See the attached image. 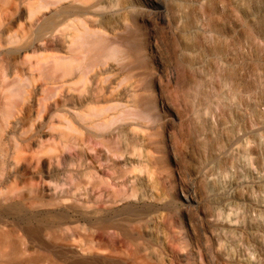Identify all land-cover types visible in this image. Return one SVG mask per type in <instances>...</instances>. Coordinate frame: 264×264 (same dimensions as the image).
Returning <instances> with one entry per match:
<instances>
[{"label":"rangeland","instance_id":"obj_1","mask_svg":"<svg viewBox=\"0 0 264 264\" xmlns=\"http://www.w3.org/2000/svg\"><path fill=\"white\" fill-rule=\"evenodd\" d=\"M5 78L29 103L9 145L59 147L55 176L78 165L89 208L137 217L140 240L109 230L80 259L264 264V0H0ZM67 249L38 263L72 264Z\"/></svg>","mask_w":264,"mask_h":264},{"label":"bare ground","instance_id":"obj_2","mask_svg":"<svg viewBox=\"0 0 264 264\" xmlns=\"http://www.w3.org/2000/svg\"><path fill=\"white\" fill-rule=\"evenodd\" d=\"M7 81L6 78L0 81V99L7 101L4 107L0 106V264H39L40 260L49 259L50 261L51 256L47 252L50 251L52 242L61 243L63 247L68 248L69 252H73L72 264H92L94 262L85 258V260L80 259L79 251L92 253L93 245L90 241L95 240L94 245H96L97 236L100 237L99 245H109L110 242L101 234L114 230L116 234L123 235L127 230H132L134 235L127 237V240L129 242L140 240L142 238L141 227L138 224L133 223L131 226L129 224L137 218L135 213H128L122 218L124 221H119L116 218L117 211L111 216H98L97 211L84 203L82 189L87 182L79 171L78 165L75 166V170L62 171L64 176H55L54 164L61 158L59 147L47 146L40 142L37 148H33L29 142L30 137L16 143L13 147L9 145L3 131L10 126L18 130L23 129L22 117L24 115L22 114L27 100L24 97L22 102H15V104L10 102L9 99L17 93L12 86L19 82ZM59 81L62 83L64 79L60 78ZM34 83L29 81L27 84L31 87V93L38 88L43 90L53 82L45 81L39 85ZM64 84L66 82H63ZM25 92V94L28 93ZM14 105L16 112L12 111ZM11 118L16 120L12 121ZM66 121L68 128L74 129L67 115ZM76 138L78 137L74 139ZM42 154H48L46 160ZM78 164L80 165L79 162ZM34 171L43 172V175L36 179L32 174ZM99 183H104L103 178L89 182L93 188L98 187ZM106 203L109 209L117 210L114 199L109 198ZM80 221H86L95 229L93 231L82 230L79 227ZM67 231H70V235L63 236V234H68ZM12 237L22 240L23 243H19ZM77 237H82L85 243L82 241L78 244ZM38 250H40L39 255H33ZM127 256L128 260L133 263L152 264L141 250H134L127 253Z\"/></svg>","mask_w":264,"mask_h":264}]
</instances>
